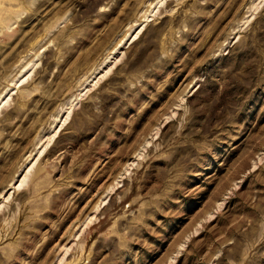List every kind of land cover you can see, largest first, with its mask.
Masks as SVG:
<instances>
[{"label": "rangeland", "instance_id": "374dc122", "mask_svg": "<svg viewBox=\"0 0 264 264\" xmlns=\"http://www.w3.org/2000/svg\"><path fill=\"white\" fill-rule=\"evenodd\" d=\"M0 264H264V0H0Z\"/></svg>", "mask_w": 264, "mask_h": 264}, {"label": "bare ground", "instance_id": "6f19581e", "mask_svg": "<svg viewBox=\"0 0 264 264\" xmlns=\"http://www.w3.org/2000/svg\"><path fill=\"white\" fill-rule=\"evenodd\" d=\"M25 178V177H24ZM22 182H21V184H20V186L23 184V181H24V179L23 180H21Z\"/></svg>", "mask_w": 264, "mask_h": 264}]
</instances>
